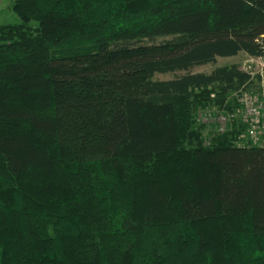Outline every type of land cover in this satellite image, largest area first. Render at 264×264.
Returning a JSON list of instances; mask_svg holds the SVG:
<instances>
[{"label":"trees","instance_id":"1","mask_svg":"<svg viewBox=\"0 0 264 264\" xmlns=\"http://www.w3.org/2000/svg\"><path fill=\"white\" fill-rule=\"evenodd\" d=\"M0 24V264H264V147L200 107L252 89L264 0H14ZM162 37L170 39L157 42ZM181 74L156 79V74Z\"/></svg>","mask_w":264,"mask_h":264},{"label":"built area","instance_id":"2","mask_svg":"<svg viewBox=\"0 0 264 264\" xmlns=\"http://www.w3.org/2000/svg\"><path fill=\"white\" fill-rule=\"evenodd\" d=\"M252 58L259 62V70L252 66L244 70L251 75L254 86L252 89H244L243 86L235 91L231 97L234 107L218 119L222 129H225L229 121L241 122L245 128L242 137L246 142L264 147V55Z\"/></svg>","mask_w":264,"mask_h":264},{"label":"rangeland","instance_id":"3","mask_svg":"<svg viewBox=\"0 0 264 264\" xmlns=\"http://www.w3.org/2000/svg\"><path fill=\"white\" fill-rule=\"evenodd\" d=\"M13 1L14 0H0V24L21 23L20 17L14 12L12 8ZM167 39H170V37L159 38L157 39V42L164 41ZM232 63L240 64L242 69H247L249 66H252L255 70H259L260 68V64L256 59L252 58L245 52H241L237 56L227 57V58H218L216 64L203 65V66L195 68L194 70L210 72L216 66L229 65ZM179 74H181V72L156 74L155 78L156 79H171ZM222 114L226 115L227 110L221 109L216 105L198 108L196 112V119L199 124L205 125L207 127L205 129V134H207V136L209 135L210 137H212L214 132L217 134H223L227 132L228 130H230L232 127H234L235 124H240L241 127H244V125L239 121H236L235 123L232 121H229V123L226 125L227 128L225 127V129H222V125L220 124L219 119H218V117ZM244 130L238 136L239 144H243L244 142H246L245 138L242 137Z\"/></svg>","mask_w":264,"mask_h":264}]
</instances>
